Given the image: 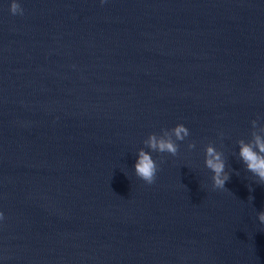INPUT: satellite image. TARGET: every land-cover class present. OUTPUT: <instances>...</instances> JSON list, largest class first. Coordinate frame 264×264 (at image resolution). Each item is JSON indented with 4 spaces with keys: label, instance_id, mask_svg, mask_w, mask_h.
Instances as JSON below:
<instances>
[{
    "label": "water",
    "instance_id": "obj_1",
    "mask_svg": "<svg viewBox=\"0 0 264 264\" xmlns=\"http://www.w3.org/2000/svg\"><path fill=\"white\" fill-rule=\"evenodd\" d=\"M9 3L0 264H264V185L236 143L264 123V0H18L22 16ZM176 123L190 135L175 157L151 153L147 185L136 151Z\"/></svg>",
    "mask_w": 264,
    "mask_h": 264
},
{
    "label": "clouds",
    "instance_id": "obj_2",
    "mask_svg": "<svg viewBox=\"0 0 264 264\" xmlns=\"http://www.w3.org/2000/svg\"><path fill=\"white\" fill-rule=\"evenodd\" d=\"M100 2L103 4L105 0H100ZM9 11L13 15L22 16L24 14V9L18 0H10ZM259 119L260 117L257 116V119L250 121L249 139L241 138L236 143L238 145L237 155L245 169L253 175L257 184L264 185V123H258ZM189 135V129L182 123H176L170 129L161 128L159 133H148L142 141L145 147L136 151L135 175L147 185L155 183L162 159L158 163L151 153H167L175 157L180 147L177 142L184 141ZM219 135L223 136V133H219ZM195 146L193 141H188L187 148L189 150ZM204 165L211 172V188L213 190H225V182L230 179V174L226 171L224 154L212 143H207L204 146ZM256 215L259 222L264 225V210L257 211ZM3 219L4 214L0 212V220Z\"/></svg>",
    "mask_w": 264,
    "mask_h": 264
}]
</instances>
